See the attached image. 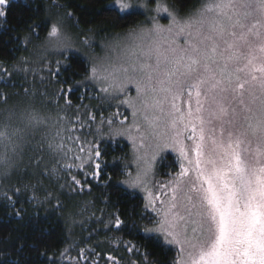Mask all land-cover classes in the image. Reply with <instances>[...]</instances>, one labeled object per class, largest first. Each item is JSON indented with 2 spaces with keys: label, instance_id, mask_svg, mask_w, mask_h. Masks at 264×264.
Here are the masks:
<instances>
[{
  "label": "snow or ice",
  "instance_id": "1",
  "mask_svg": "<svg viewBox=\"0 0 264 264\" xmlns=\"http://www.w3.org/2000/svg\"><path fill=\"white\" fill-rule=\"evenodd\" d=\"M14 6L15 0H0V21L7 23ZM141 8L157 15L108 45L113 55L99 63L74 46L62 21L51 23L43 44L45 52L59 53L67 61L62 65L57 60L53 75H59L61 66L86 63L84 82L98 90L97 98L131 108V124L124 126L127 116L119 121L101 117L95 138L88 139L92 125L78 114L70 118L58 98L53 112L45 110L44 101L36 105L34 91L25 89L28 98L13 104L0 91V177L10 176L27 153L39 167L45 152L58 163L79 160L62 167L83 169L87 164L96 177L103 171L96 138L104 137L107 124L109 138L132 141L136 175L131 176L126 164L130 178L121 183L147 193L141 219L148 223L142 231L177 249L174 264H264V0H201L185 16L161 3L148 9L147 0H113L105 11L127 19ZM161 12L170 21L167 27L158 22ZM67 17L76 20L72 12ZM40 27L33 25L30 31L38 35ZM82 43L91 48L87 38ZM130 85L135 99L129 96ZM60 93L71 107L65 89ZM88 118L96 121L92 113ZM172 153L178 170L166 182H157L156 194L149 190L155 162L159 158L163 164ZM88 175L84 173L85 181ZM71 180L84 190L75 176ZM3 196L16 204L7 192ZM121 225L138 227L117 216L113 226ZM132 247L129 242L128 250Z\"/></svg>",
  "mask_w": 264,
  "mask_h": 264
},
{
  "label": "trees",
  "instance_id": "2",
  "mask_svg": "<svg viewBox=\"0 0 264 264\" xmlns=\"http://www.w3.org/2000/svg\"><path fill=\"white\" fill-rule=\"evenodd\" d=\"M181 14L196 8L200 0H167ZM16 6L8 13L7 23L0 21V91L10 98L27 99L25 89L41 97L55 100L64 111L73 112L83 109L89 103H100L97 91L84 82L87 75L86 63L73 62L71 67H60L56 72V61L67 63L64 56L51 63L50 76L43 80L38 75L18 72L24 68V58L29 53L31 43H40L47 36L50 21L47 12L59 8L74 13L76 28L86 35L106 38L113 34L134 29L144 20V15L121 19L114 12L105 11L113 0H15ZM27 5V6H25ZM33 25H42L36 33L30 31ZM28 39L25 45L24 40ZM3 69L12 75L5 76ZM43 69H47L43 68ZM44 82L42 86L38 80ZM10 82V86L5 87ZM71 88L70 92L67 89ZM33 89V90H32ZM45 89V92H43ZM65 89L71 107L65 105ZM114 114L117 110L106 111ZM122 112V111H121ZM121 112H119L121 114ZM74 119V118H72ZM102 172L96 177L91 175L92 168L71 169L72 176L81 181L75 185L68 177L60 189L52 188L22 189L17 194L14 189L8 194L16 204L13 206L4 198L0 199V264H174L177 249L163 245L156 238H148L142 231L144 200L135 192L129 191L120 182L126 177L125 165L131 155V146L124 140L102 141ZM175 157L168 155L157 168V178H164L165 172L178 170ZM84 173H89L85 181ZM65 174V172L63 173ZM71 176V177H72ZM21 215L17 216L16 211ZM150 216H154L150 211ZM125 225L136 224V230L121 225L113 226L116 217ZM71 227L73 231H71ZM129 242L133 246L129 251Z\"/></svg>",
  "mask_w": 264,
  "mask_h": 264
},
{
  "label": "rangeland",
  "instance_id": "3",
  "mask_svg": "<svg viewBox=\"0 0 264 264\" xmlns=\"http://www.w3.org/2000/svg\"><path fill=\"white\" fill-rule=\"evenodd\" d=\"M134 2H138V3L143 4V3H145V0H134ZM200 2H201V0H200ZM200 2H199V4H200ZM157 3L165 4V5L169 6L170 8L172 7L168 3L167 0H147V8L154 10L156 8ZM199 4H198V6H199ZM175 11H177V10L175 9ZM139 12L144 15V20L140 25H147L150 17L157 15L155 13V11H147L145 8L139 9ZM179 15L185 16L186 14L179 13ZM47 18L50 21V25H51V23H57V22L62 21L63 25L66 28V31L72 36L74 46L77 48H80L82 52L89 53V55L93 57V62H96V63L101 62L106 55H109V56L113 55V53L111 52V50L107 46L113 44L118 37H123L127 32H129V31H127V32H123V33L113 34V35L108 36L106 38H96L92 34L86 35L85 33L81 32L80 30H78L76 28L73 20L71 18L67 17V12H65L64 10L59 9V8H50L47 12ZM157 19H158V22L165 27H167L168 24L170 23L166 14L163 12H161L158 15ZM148 26H150V25H148ZM85 38L88 39L89 43L91 44V48L84 46V44L82 43ZM44 41H45V39L42 42H40L39 44L33 43V42L31 43V46L29 47V53L24 58V62H23L26 64L25 67L28 68V71L25 72L26 75L27 74L38 75L39 77L41 75L43 77V79L45 77L50 76L51 71H49V68L51 69V63L54 62V60H56L58 57L62 56L61 54L56 53V52H52V51L45 52L44 48H43ZM46 67H47L46 70L43 69ZM40 79L37 81V84L39 86H42L44 84V82L41 81L43 79H41V80ZM95 90L98 93V90L97 89H95ZM40 92H36V96H35L36 105L38 107H40L41 101H44L46 103V109L45 110H51L54 112L56 110V101L50 100V98H48L47 95L45 98L39 96ZM43 92H45V89H43ZM30 93H32V91H30ZM129 96L131 98L135 99L136 92H135L134 86H131V85L129 86ZM123 98H124V95L121 94V99H123ZM99 99L101 100L99 104L89 103V104L85 105L83 109L80 108L76 112L74 111L73 115L71 116L72 118L76 119L77 114H78L80 120H83L87 124L92 125L93 136H89L88 139H94L95 138V128H96V126L99 125V121H100L101 117H103L105 120L112 118L114 121H119V120H123L124 117L127 116L128 119L125 121L124 126H129L131 124L132 109L129 108L126 104L118 105L117 101H108V100H105L102 98H99ZM20 100L10 98L9 104L16 103L17 101H20ZM22 100H24V99H22ZM58 104H59V107L62 109L65 107L62 104H60L59 102H58ZM0 107H4V106L0 105ZM111 108L115 109L119 112H121V111L122 112L119 116H114L113 113L108 114L106 111L111 110ZM65 113L69 116L70 112L65 111ZM89 113H92L96 116V121H92L88 118ZM77 126H79V125H77ZM117 126H119V125H117ZM103 128H104L105 135L103 138H96V142L98 144H100L104 140L105 141L124 140L130 144L131 155H130V158L127 162V170L129 173H131V176L134 177L136 175L137 164L134 161L135 150L133 148L132 141L127 139L124 136L115 137L114 139L109 138L107 135V130H108L107 124H105L103 126ZM85 131H87V129H85ZM30 155H31V153H27L25 155L23 161L18 165V167L16 169H14L12 171V174L10 176L0 177V199H1V197H4L3 193H5V192L8 193L9 191H11L15 188H18L19 186L22 189H30L32 186L35 188L34 185L37 184L38 188L47 187L50 189V188L54 187V185H56V187L58 189H60V186H61L60 182H63V180L67 177H68L67 181L71 180V176L73 175V174L71 175V173L68 172L71 169L70 170L63 169V167H62L63 163H69V164H71V163L79 164L80 163L79 160L73 161L71 159H69L67 161L61 160L58 163L56 157L45 152V153H41V155H43L44 159H43V162L41 163V165L39 167H37L35 164L30 162V160H29ZM171 155L174 157L176 156L175 153H172ZM160 163H161L160 159L158 158L157 161L155 162V175L153 177V183L149 186V190L153 191L156 194H159L157 192V182H166L170 178L168 175L169 174L168 171L165 172L164 178H157V168H158ZM85 166H87V164H85ZM53 167H56L57 169H59V172L57 174H53L51 172V169ZM88 167H89V165L87 166V169H88ZM72 169H80V168L73 167ZM64 172H65V174H63ZM129 178L130 177L126 174V177L122 181H126ZM121 182H120V186H122L123 188H125L129 191L137 193L138 195H140L143 198L144 203L146 202V196H147L146 192H144L140 189H135V190L130 189L127 187L126 184H123ZM70 230L73 231V228L71 227ZM167 247H169V246H167ZM173 248H175V247L173 246Z\"/></svg>",
  "mask_w": 264,
  "mask_h": 264
}]
</instances>
